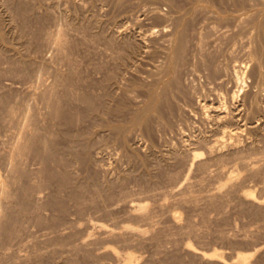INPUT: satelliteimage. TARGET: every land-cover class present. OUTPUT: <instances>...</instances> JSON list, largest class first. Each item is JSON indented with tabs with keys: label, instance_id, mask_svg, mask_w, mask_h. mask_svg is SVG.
<instances>
[{
	"label": "rangeland",
	"instance_id": "rangeland-1",
	"mask_svg": "<svg viewBox=\"0 0 264 264\" xmlns=\"http://www.w3.org/2000/svg\"><path fill=\"white\" fill-rule=\"evenodd\" d=\"M259 18L264 0H0V173L5 181L13 176L14 189L7 200L0 192V223L9 228L0 235V264H120L108 247L131 251L134 264H264ZM58 31L62 50L53 41ZM177 42L187 47L179 66L171 55ZM17 67L32 72L20 75ZM238 73L247 76L236 84ZM44 91L53 96L48 102ZM244 99L255 102L246 101L247 107ZM23 105L32 113L31 135L45 136L57 151L53 159L40 145L25 155L24 177L6 164ZM13 107H20L15 118ZM195 152L204 154L193 163ZM230 172L239 173L237 182L217 191ZM135 200L148 202L149 219L133 211ZM101 223L150 232L114 237L98 230ZM198 250H216L220 260L202 258ZM242 253L253 255L243 259Z\"/></svg>",
	"mask_w": 264,
	"mask_h": 264
},
{
	"label": "bare ground",
	"instance_id": "bare-ground-1",
	"mask_svg": "<svg viewBox=\"0 0 264 264\" xmlns=\"http://www.w3.org/2000/svg\"><path fill=\"white\" fill-rule=\"evenodd\" d=\"M172 1V0H171ZM221 3V2H220ZM260 7V6H259ZM24 9V8H23ZM22 9V10H23ZM160 14V13H159ZM163 14V13H162ZM252 14V13H251ZM194 16V15H193ZM261 16H262V14H261ZM259 17H260V15H259ZM260 18H262V17H260ZM259 18V19H260ZM258 19V20H259ZM260 20H262V19H260ZM258 23V22H257ZM259 27H260V21H259ZM262 27L264 26V19L262 20ZM24 25V24H23ZM26 25V24H25ZM245 26V25H244ZM258 26V25H257ZM27 27V26H26ZM261 27V29L262 30H264V28H262ZM152 29V28H151ZM199 29V28H198ZM197 29V30H198ZM2 31V30H1ZM142 31V30H141ZM248 31V30H247ZM208 32V31H207ZM263 32V31H262ZM142 33V32H141ZM230 33V32H229ZM250 33V32H249ZM63 33H62V31H58L57 32V34L55 35V36H53V41H54V43H55V45H57V48L59 49V50H62L63 49V47H64V42H63V38H62V35ZM159 34V33H158ZM187 34V33H186ZM233 35V34H232ZM230 36V35H229ZM263 36H264V33H263ZM1 37V36H0ZM236 37V36H235ZM245 37V36H244ZM44 38V37H43ZM46 38V37H45ZM118 38V37H117ZM204 38V37H203ZM227 38V37H226ZM66 39V38H65ZM205 39V38H204ZM235 39V38H234ZM247 39V38H246ZM48 40V39H47ZM50 40H51V37H50ZM171 41H172V39H171ZM180 41V40H179ZM206 41H208V40H206ZM45 42V41H44ZM52 42V41H51ZM116 42V41H115ZM249 42H250V40H249ZM177 43H179V42H177ZM203 43V42H202ZM213 43V42H212ZM211 43V44H212ZM126 44V43H125ZM181 44V45H180ZM208 44V43H207ZM246 44V43H245ZM53 45V44H52ZM186 45V44H185ZM228 45V44H227ZM32 46V45H31ZM212 46V45H211ZM33 47V46H32ZM209 47V46H208ZM187 48V47H186ZM186 48H185V46L180 42L179 43V45H178V47L176 48V50L173 52V53H171V55H172V59H173V62L176 64V65H178L179 66V64H178V62L179 61H181V60H184V58H185V56H186ZM233 48V47H232ZM65 49V48H64ZM118 49V48H117ZM148 49V48H147ZM253 49V48H252ZM57 50V49H56ZM169 50V49H168ZM215 50V49H214ZM220 50V49H219ZM245 50V49H244ZM254 50V49H253ZM69 51V50H68ZM123 52V51H122ZM209 52V51H208ZM121 53V52H120ZM214 53V52H213ZM254 53V52H253ZM204 54V53H203ZM251 54V53H250ZM258 54V53H257ZM69 55V54H68ZM206 55V54H205ZM240 55H242V54H240ZM254 55V54H253ZM256 56L257 55H255L254 57L256 58ZM55 57V56H54ZM192 57V56H191ZM202 57V56H201ZM253 57V58H254ZM258 57H259V55H258ZM257 57V58H258ZM16 58V57H15ZM246 58V57H245ZM260 58V57H259ZM4 59V58H3ZM205 59V58H204ZM215 59V58H214ZM251 59V58H250ZM261 59V58H260ZM259 59V60H260ZM224 60V59H223ZM254 60V59H253ZM259 60H258V63H259ZM262 60V59H261ZM17 61V60H16ZM210 61V60H209ZM236 61V60H235ZM246 61V60H245ZM166 62V61H165ZM182 62V61H181ZM185 62V61H184ZM242 62V61H241ZM254 62V61H253ZM252 62V63H253ZM261 62H264V59L261 61ZM3 63H4V61H3ZM23 63V62H22ZM174 63H172V65L171 66H173V64ZM187 63V62H186ZM236 63V62H235ZM24 64H26V63H24ZM23 64V65H24ZM28 64H31V62H29V63H27V66L25 65V67H28V68H30V65L28 66ZM165 64V63H164ZM228 64V63H227ZM239 64V63H238ZM241 64V63H240ZM181 65V64H180ZM220 65V64H219ZM223 65V64H222ZM242 65V64H241ZM255 65V64H254ZM261 65V64H260ZM5 66V65H4ZM7 66V65H6ZM14 66V65H13ZM32 66V65H31ZM43 66V65H42ZM70 66V65H69ZM178 66H176V67H178ZM212 66V65H211ZM210 66V67H211ZM230 66V65H229ZM256 66V65H255ZM254 66V67H255ZM24 67V66H23ZM23 67H21V68H23ZM165 67V66H164ZM218 67V66H217ZM257 67V66H256ZM6 68V67H5ZM13 68H15V67H13ZM18 69H19V67H17ZM32 68H33V66H32ZM224 68H225V66H224ZM236 68V67H235ZM239 68V67H238ZM238 68H236V69H238ZM241 68V67H240ZM257 68H259V65H258V67ZM18 69H16L15 71L17 72V70ZM48 69V68H47ZM181 69V68H180ZM204 69V68H203ZM207 69H208V67H207ZM256 69V68H255ZM260 70H261V67L259 68ZM4 70V69H3ZM2 70V71H3ZM10 70V69H9ZM22 70H24V71H26L27 72V70L26 69H22ZM21 69H19L18 71H19V73H20V75H22V74H24L25 72H21L22 71ZM179 70V69H178ZM187 70V69H186ZM242 70V69H241ZM262 70H264V68L262 69ZM261 70V71H262ZM14 71V72H15ZM33 71H34V69H33ZM46 71V70H45ZM99 71V70H98ZM220 71H221V69H220ZM225 71V70H224ZM228 71V70H227ZM255 71H258V70H255ZM13 72V71H12ZM13 72V73H14ZM29 72L31 73L32 71H31V69H29ZM29 72H27V73H29ZM36 72V71H35ZM59 72V71H58ZM260 71H258L257 73H259ZM264 72V71H263ZM2 73V72H1ZM22 73V74H21ZM163 73V72H162ZM213 73H214V71H213ZM218 73V72H217ZM241 73H243L242 71H241ZM245 73V72H244ZM252 73V72H251ZM254 73V72H253ZM16 74V73H15ZM14 74V75H15ZM38 74V73H37ZM261 74H262V72H261ZM260 74V75H261ZM16 75H18V74H16ZM25 75H26V73H25ZM29 75V74H28ZM33 75V74H32ZM59 75V74H58ZM215 75V74H214ZM219 75V74H218ZM229 75V74H228ZM244 75V74H243ZM263 75V74H262ZM30 76V75H29ZM28 76V77H29ZM41 76V75H40ZM177 76V75H176ZM181 76V75H180ZM247 76V75H246ZM246 76H245V78H246ZM252 76V75H251ZM57 77V76H56ZM55 77V78H56ZM59 77V76H58ZM14 78V77H13ZM26 78H27V76H26ZM32 78V77H31ZM245 78H243V76H242V74H236V84H239L240 83V80L241 81H243V79H245ZM248 78H250V77H248ZM259 78V77H258ZM211 79V78H210ZM228 79V78H227ZM235 79V78H234ZM38 80V79H37ZM55 80H57V79H55ZM181 80V79H180ZM218 80V79H217ZM259 80V79H258ZM19 81V80H18ZM60 81H61V79H60ZM151 81V80H150ZM210 81V80H209ZM248 81V80H247ZM159 82V81H158ZM213 82V81H212ZM246 82V81H245ZM223 83V82H222ZM13 84V83H12ZM50 84V83H49ZM54 84V83H53ZM56 84V83H55ZM171 84H172V82H171ZM178 84V83H177ZM234 84V83H233ZM242 84V83H241ZM31 85V84H30ZM47 85H48V83H47ZM182 85V84H181ZM217 85V84H216ZM63 86V85H62ZM222 86V85H221ZM239 86V85H238ZM79 87V86H78ZM172 87H173V85H172ZM177 87V86H176ZM262 87V86H261ZM61 88V87H60ZM71 88V87H70ZM181 88V87H180ZM227 88V87H226ZM240 88H241V86H240ZM246 88V87H245ZM162 89V88H161ZM224 89V88H223ZM238 89V88H237ZM150 90V89H149ZM164 90V89H163ZM178 90V89H177ZM16 91V90H15ZM47 91V90H46ZM79 91V90H78ZM157 91H159L158 93L159 94H162L161 92H160V90L159 89H157ZM182 91H183V89H182ZM224 91V90H223ZM235 91V90H234ZM240 91V90H239ZM25 92V91H24ZM37 92V91H36ZM48 92H51L50 90L48 91ZM169 92V91H168ZM195 92V91H194ZM236 92V91H235ZM243 92V91H242ZM52 93V92H51ZM59 93V92H58ZM172 93H175V90H174V92H172ZM181 93V92H180ZM179 93V94H180ZM193 93V92H192ZM234 93V92H233ZM259 93V92H258ZM12 94H13V92H12ZM12 94H11V96H12ZM31 94H32V92H31ZM44 98L47 100V102L49 101V100H51L52 99V94H50V93H48L49 94V96H48V94H47V92H45L44 91ZM158 94V95H159ZM167 94V93H166ZM182 94V93H181ZM221 94H225V93H221ZM232 94V93H231ZM236 94V93H235ZM256 95H258L257 93H255ZM19 95V94H18ZM27 95V94H26ZM25 95V96H26ZM30 95V94H29ZM56 95V94H55ZM65 95V94H64ZM83 95V94H82ZM95 95V94H94ZM107 95V94H106ZM157 95V96H158ZM190 95V94H189ZM220 95V94H219ZM239 95V94H238ZM255 95V96H256ZM259 95H261V94H259ZM259 95H258V97H259ZM6 96V95H5ZM23 96V95H22ZM50 96H52L51 97V99H50ZM69 96V95H68ZM86 96V95H85ZM180 96V95H179ZM224 96V95H223ZM230 96V95H229ZM233 96H235V95H233ZM254 96V95H253ZM254 96V97H255ZM49 97V98H48ZM125 97V96H124ZM136 97V96H135ZM162 97V96H161ZM254 97L252 98V99H254ZM257 97V96H256ZM14 98V97H13ZM21 98V97H20ZM74 98V97H73ZM164 98V97H163ZM162 98V99H163ZM169 98V97H168ZM194 98V97H193ZM222 98V97H221ZM91 99V98H90ZM156 99V97L154 98V100ZM3 100H5V99H3ZM24 100V99H23ZM27 100V99H26ZM86 100H88V99H86ZM85 100V101H86ZM125 100V99H124ZM235 100V99H234ZM245 100V99H244ZM258 100V99H257ZM42 101V100H41ZM161 101V100H160ZM164 101V100H163ZM200 101V100H199ZM247 100H245V105H246V103L248 102V103H254L255 101L253 100L252 102H250V101H247ZM29 102H30V100H29ZM68 102V101H67ZM87 102V101H86ZM225 102V101H224ZM260 102V101H259ZM28 103V102H27ZM46 103V102H45ZM50 103L52 104V102L50 101ZM50 103H48V105H50ZM79 103V102H78ZM87 103H89V101L87 102ZM90 103H91V100H90ZM95 103V102H94ZM152 103V102H151ZM173 103V102H172ZM226 103V102H225ZM3 104V103H2ZM20 104V103H19ZM206 104V103H205ZM251 104V112H252V110H253V108H254V106ZM94 105V104H93ZM92 105V106H93ZM102 105V104H101ZM104 105V104H103ZM221 105V104H220ZM257 105V104H256ZM260 105V104H259ZM258 105V106H259ZM7 106V105H6ZM27 106H29V105H26V107ZM53 106V105H52ZM55 106V105H54ZM54 106H53V108H54ZM90 106H91V104H90ZM169 106H170V104H169ZM204 106V105H203ZM206 106V105H205ZM235 106L237 107V105L235 104ZM240 106V105H239ZM242 106V105H241ZM247 107H249L248 105H246ZM245 106V107H246ZM257 106V107H258ZM261 106V105H260ZM17 107V106H16ZM22 107H23V109H22ZM21 107V109L22 110H24V109H26V108H24L25 106L23 105ZM50 107V106H49ZM95 107V106H94ZM94 107H92L93 109H94ZM212 107V106H211ZM216 107V106H215ZM235 107V108H236ZM244 107V105L241 107V109ZM20 108V107H19ZM19 108H17V109H15L14 107L13 108H11V110L9 109V111H10V114H11V116H13L14 118L17 116V113L19 112ZM45 108V107H44ZM146 108H149V107H146ZM170 108V107H169ZM209 108V107H208ZM224 108V107H223ZM231 108V107H230ZM5 109V108H4ZM49 109V108H48ZM55 109H59V106L57 107V105L55 106ZM173 109V108H172ZM194 109V108H193ZM237 109V108H236ZM241 109H238V111L240 112V110ZM246 109V108H245ZM244 109V110H245ZM263 109V108H262ZM16 110H18V111H16ZM27 111L24 113V115H23V118L20 120V124H21V128L19 129V132L16 134V136H15V139H14V142H13V144H12V147H11V151L9 152V154L6 156V159H7V161H6V164L8 165V170L10 171V172H13V171H15V172H18V171H16V170H21V175L23 176L24 174H26V172H25V170L23 169L22 170V168L21 167H19V166H21V160H23V157L25 156V155H27L28 153H35L37 150H38V146H45L46 148H48L47 150H48V156L49 157H53V159L55 158V155H57L56 153H57V151H55V149L53 148V147H51V145L52 144H50V146H49V144H48V140L45 138V136H43V135H39V136H33V134L31 135V133H30V119H32L31 118V112H30V107L29 108H27L26 109ZM46 110V109H45ZM50 110V109H49ZM57 110H56V113H59V111L57 112ZM124 110V109H123ZM157 110V109H156ZM219 110V109H218ZM243 110V109H242ZM243 110V112H245ZM248 110H249V108H248ZM255 110H257V108L255 109ZM2 111V110H1ZM25 111V110H24ZM23 111V112H24ZM54 111V110H53ZM95 110H93V112H94ZM116 111H117V109H116ZM148 111H150V109L148 110V109H146L145 111H143V116L142 117H145V118H143V120H145V123H148L149 122V118H147L146 119V114L148 113ZM164 111V110H163ZM235 111H237V110H235ZM234 111V112H235ZM237 111V112H238ZM254 111V110H253ZM42 112V111H41ZM68 112V111H67ZM162 111H160V113H161ZM218 112V111H217ZM221 112V111H220ZM236 112V113H237ZM248 112V111H247ZM246 112V113H247ZM255 112V111H254ZM254 112H253V114H254ZM259 112V111H258ZM261 112V111H260ZM94 113H97V111L96 112H94ZM99 113V112H98ZM111 113V112H110ZM194 113V112H193ZM208 113V112H207ZM206 113V114H207ZM229 113V112H228ZM248 113H250V112H248ZM248 113L246 114L247 116H246V118L248 117V119L250 118V116H248ZM101 114V113H100ZM142 114V113H141ZM154 114V113H153ZM162 114V113H161ZM168 114H169V112H168ZM197 114V113H196ZM200 114V113H199ZM243 115H244V113H242ZM39 115V114H38ZM45 115V114H44ZM50 115H51V113H50ZM58 115V114H57ZM164 115V114H163ZM221 115V114H220ZM230 115V114H229ZM250 115H251V113H250ZM2 116V115H1ZM33 116V115H32ZM100 116V115H99ZM118 116V115H117ZM207 116V115H206ZM206 116H205V118H206ZM217 116V115H216ZM225 116V115H224ZM233 116V119L235 118L234 117V115H232ZM238 116H240V118H242L243 119V116L242 115H238ZM242 116V117H241ZM10 117V116H9ZM73 117V116H72ZM155 117V116H154ZM188 117V116H187ZM219 117V116H218ZM8 118V117H7ZM42 118V117H41ZM239 118V117H238ZM6 119V118H5ZM78 119H79V117H78ZM108 119V118H107ZM137 119V118H136ZM237 118H235V120H236ZM244 119H245V116H244ZM62 120V119H61ZM129 120V119H128ZM142 120V121H143ZM153 120V119H152ZM162 120V119H161ZM235 120H233V121H235ZM238 120V119H237ZM236 120V121H237ZM241 120V119H240ZM240 120H238V121H240ZM250 120V119H249ZM253 120V119H252ZM220 121V120H219ZM231 121H232V119H231ZM6 122V121H5ZM53 122V121H52ZM252 122V121H251ZM17 123V122H16ZM135 124H136V122H135ZM218 124V123H217ZM236 124V123H235ZM243 124V123H242ZM4 125V124H3ZM144 125V124H143ZM147 125V124H146ZM1 126V125H0ZM50 126V125H49ZM147 126H149V125H147ZM171 126V125H170ZM218 126V125H217ZM261 126V125H260ZM46 127V126H45ZM121 127V126H120ZM221 127V126H220ZM224 127V126H223ZM233 127V126H232ZM234 127H236V126H234ZM35 128V127H34ZM47 128V127H46ZM122 129V128H121ZM239 129V128H238ZM200 131V130H199ZM230 131V130H229ZM243 131V130H242ZM39 132V131H38ZM55 132V131H54ZM126 132V131H125ZM148 132V131H147ZM238 132V131H237ZM89 133V132H88ZM114 133V132H113ZM123 133V132H122ZM247 133V132H246ZM150 134V133H149ZM148 134V135H149ZM202 134V133H201ZM219 134V133H218ZM38 135V134H37ZM49 135V134H48ZM84 135V134H83ZM231 135V134H230ZM2 136V135H1ZM85 136V135H84ZM92 136V135H91ZM194 136V135H193ZM192 136V137H193ZM200 136V135H199ZM222 136V135H221ZM57 137H58V135H57ZM239 137V136H238ZM261 137V136H260ZM4 138V137H3ZM213 138H214V136H213ZM242 138V137H241ZM8 139V138H7ZM6 139V140H7ZM201 139V138H200ZM204 139V138H203ZM219 139V138H218ZM221 139V138H220ZM190 140V139H189ZM196 140V139H195ZM205 140V139H204ZM203 140V141H204ZM211 140V139H210ZM11 141V140H10ZM198 141H200V140H198ZM202 141V142H203ZM86 142V141H85ZM54 143V142H53ZM205 143V142H204ZM59 144V143H58ZM185 144V143H184ZM211 144V143H210ZM237 144V143H236ZM199 145V144H198ZM225 145V144H224ZM53 146H55V145H53ZM80 146V145H79ZM84 146H86V145H84ZM81 147V146H80ZM192 147V146H191ZM7 148V147H6ZM197 148V147H196ZM75 149V148H74ZM88 149V148H87ZM203 149V148H202ZM206 149V148H205ZM211 149V148H210ZM217 149V148H216ZM8 150V149H7ZM1 151V150H0ZM177 151V150H176ZM195 151V150H194ZM193 151V152H194ZM2 152V151H1ZM83 152V151H82ZM224 152V151H223ZM244 153V152H243ZM204 153L203 152H195V154L193 155L194 157H193V163H195V161H197L196 159L197 158H199V157H201L202 155H203ZM214 154V153H213ZM78 155V154H77ZM2 156V155H1ZM76 156V155H75ZM181 155H179V157H180ZM235 156V155H234ZM188 157V156H187ZM245 157V156H244ZM250 157V156H249ZM5 158V157H4ZM63 158V157H62ZM73 158V157H72ZM77 158V157H76ZM211 158V157H210ZM239 158V157H238ZM260 158V157H259ZM259 158H257V159H259ZM263 158H264V156H263ZM178 159V158H177ZM176 159V160H177ZM231 159V158H230ZM256 159V160H257ZM1 160V159H0ZM73 160V159H72ZM207 160V159H206ZM236 160V159H235ZM240 160V159H239ZM260 160V159H259ZM51 161V160H50ZM75 161V160H74ZM228 161V160H227ZM260 161H264V159H261ZM3 162V161H2ZM247 162V161H246ZM54 163V162H53ZM52 163V164H53ZM200 163V162H199ZM242 163H244V162H242ZM251 163V162H250ZM82 164V163H81ZM85 164V163H84ZM208 164V163H207ZM209 165V164H208ZM243 165V164H242ZM245 165H246V167H248V170L249 171H255V168H256V166L254 167V164H248V162L247 163H245ZM51 166V165H50ZM86 166V165H85ZM190 167V166H189ZM6 168V167H5ZM21 168V169H20ZM24 168V167H23ZM206 168V167H205ZM250 168V169H249ZM263 168V167H262ZM261 168V169H262ZM48 169V168H47ZM162 169V168H161ZM199 169V168H198ZM204 169V168H203ZM247 169V168H246ZM33 170V169H32ZM68 170V169H67ZM257 170H258V168H257ZM55 172V171H54ZM69 172V171H68ZM234 172V171H233ZM251 173V172H250ZM249 173V174H250ZM7 174V173H6ZM29 173L27 172V175H28ZM51 174V173H50ZM66 174V173H65ZM64 174V175H65ZM230 174H231V172H230ZM239 174V173H238ZM238 174L236 175V172H235V174L233 173V174H231L230 176H229V180L228 181H226L225 183H223V184H221L220 186H219V188H218V190L217 191H219L220 190V192H221V189L223 190V188H225V187H227V185H231V184H234L235 183V181L236 180H238L237 179V176H238ZM20 175V174H19ZM20 175V176H21ZM30 175V174H29ZM53 175V174H52ZM63 175V174H62ZM14 176H16V175H14ZM26 176V175H25ZM31 176V175H30ZM57 176V175H56ZM24 177V176H23ZM22 177V178H23ZM57 177H59V176H57ZM145 177V176H144ZM240 177V176H239ZM2 178V174L0 173V192L4 195V197L3 198H5L6 200L9 198V197H11V196H13L12 194H13V191H14V189H13V191H12V180L11 179H13V176L11 177V179H9L8 181H5V180H2L1 179ZM21 178V177H20ZM61 178V177H60ZM169 178V177H168ZM183 178V177H182ZM41 179V178H40ZM62 179V178H61ZM60 179V180H61ZM68 179V178H67ZM136 179V178H135ZM138 179V178H137ZM189 179V178H188ZM15 180V179H14ZM66 180V179H65ZM64 180V181H65ZM16 181V180H15ZM14 181V182H15ZM57 181V180H56ZM71 181V180H70ZM88 181V180H87ZM17 182V181H16ZM21 182V181H20ZM31 182V181H30ZM29 182V183H30ZM69 182V181H68ZM187 182V181H186ZM234 182V183H233ZM237 182V181H236ZM37 183V182H36ZM62 183V182H61ZM18 184H21V183H18ZM80 185V184H79ZM22 186V185H21ZM233 186V185H232ZM19 187H20V185H19ZM31 187V186H30ZM63 187V186H62ZM66 187V186H65ZM80 187V186H79ZM235 187V186H234ZM18 188V187H17ZM33 188V187H32ZM24 189V188H23ZM25 189H27V188H25ZM217 189V188H216ZM226 189V188H225ZM18 190V189H17ZM34 190V189H33ZM81 190V189H80ZM25 191V190H24ZM23 191V192H24ZM59 191V190H58ZM84 191V190H83ZM20 192V191H19ZM29 192V191H28ZM230 192V191H229ZM252 192V191H251ZM254 192V191H253ZM15 194H16V192H14ZM26 193H27V191H26ZM217 193V192H216ZM215 193V194H216ZM1 194V195H2ZM22 195L21 196H24V193H21ZM214 194V195H215ZM225 194V193H224ZM254 194H255V192H254ZM26 195V194H25ZM28 195V194H27ZM221 195V194H220ZM246 195H248V194H246ZM246 195H243L244 197L246 196ZM16 196H18L17 194H16ZM21 196H19V197H21ZM252 196H253V193H252ZM117 197V196H116ZM126 197V196H125ZM128 197V196H127ZM188 197H189V195H188ZM240 197V196H239ZM247 197V196H246ZM245 197V198H246ZM248 197H250L249 195H248ZM15 198V197H14ZM264 198V197H263ZM19 199V198H18ZM23 199V198H22ZM27 199H29V197H27ZM26 199V200H27ZM60 199V198H59ZM249 199V198H248ZM252 199H254V198H252ZM20 200V199H19ZM25 200V199H24ZM24 200H22V202L24 201ZM76 200V199H75ZM184 200V199H183ZM186 200V199H185ZM184 200V201H185ZM190 200V199H189ZM260 200V199H259ZM29 201V200H28ZM40 201V200H39ZM57 201V200H56ZM101 201V200H100ZM134 201V200H133ZM139 201H141V200H139ZM139 201H136L135 200V202H139ZM183 201V202H184ZM188 201V200H187ZM194 201V200H193ZM257 201V200H256ZM21 202V201H20ZM21 202V203H22ZM24 202H26V201H24ZM60 202V201H59ZM63 202V201H62ZM85 202V201H84ZM128 202V201H127ZM164 202V201H163ZM255 202V201H254ZM258 202V201H257ZM1 203V202H0ZM37 203V202H36ZM89 203V202H88ZM91 203V202H90ZM129 203V202H128ZM250 203V202H249ZM80 204V203H79ZM119 204V203H118ZM129 204H131V203H129ZM134 204V203H133ZM259 204H261V203H259ZM262 204H264V200H263V203ZM39 205V204H38ZM56 205V204H55ZM153 205V204H152ZM15 206V205H14ZM34 206V205H33ZM32 206V207H33ZM120 206V205H119ZM130 206V205H129ZM133 206V207H132ZM131 207H132V209H133V211H136V213L139 215V216H142L143 218H146V220L147 219H149L150 218V216L151 215H149V217H147V215L148 214H150V213H148V209H150L151 210V208H149L148 206H150V205H148V202H139V203H137V204H135V205H132ZM163 206V205H162ZM262 206V205H261ZM264 206V205H263ZM22 207V206H21ZM51 207V206H50ZM156 207V206H155ZM25 208V207H24ZM37 208V207H36ZM164 208V207H163ZM259 208V207H258ZM26 209V208H25ZM159 209V208H158ZM28 210V209H27ZM150 210H149V212H150ZM25 211V210H24ZM103 211H105V210H103ZM132 211V210H131ZM55 212V211H54ZM17 213V212H16ZM25 213V212H24ZM31 213V212H30ZM127 213V212H126ZM131 213V212H130ZM253 213V212H252ZM260 213V212H259ZM27 214V213H26ZM104 214V213H103ZM154 214V213H153ZM2 215L0 214V217H1ZM5 216H6V214H5ZM4 216V217H5ZM11 216V215H10ZM57 216V215H56ZM138 216V217H139ZM257 216V215H256ZM3 217V216H2ZM21 217V216H20ZM122 217V216H121ZM164 217H166V216H164ZM7 218V217H6ZM108 218V217H107ZM110 218V217H109ZM142 218V219H143ZM8 219H11V218H9V216H8ZM116 219V218H115ZM12 220V219H11ZM11 220H10V222H11ZM145 220V221H146ZM151 220V219H150ZM150 220H148V221H150ZM154 220V219H153ZM1 221V220H0ZM101 221V220H100ZM110 221V220H109ZM9 222V221H8ZM111 222V221H110ZM154 222V221H153ZM42 223V222H41ZM62 223V222H61ZM173 223V222H172ZM176 223V222H175ZM10 224V223H9ZM71 224V223H70ZM105 224V223H104ZM104 224H99V225H96V227L98 228V230L99 231H106L107 233H108V235L109 234H111V236H113L114 235V237H115V235H116V237L118 236V235H121V236H123L124 234H126V235H128V236H136V237H145V235L147 234V233H149L150 231H149V229H147V228H140V227H135V226H132V225H128V227H126V228H124L123 230L124 231H117V230H114V229H110V228H108L109 226H106V225H104ZM132 224V223H131ZM136 224V223H135ZM146 224V223H145ZM13 225V224H12ZM39 225V224H38ZM58 225V224H57ZM109 225V224H108ZM112 225V224H111ZM149 225V224H148ZM154 225V224H153ZM263 225V224H262ZM68 226V225H67ZM125 226V225H124ZM142 226V225H141ZM145 226V225H144ZM152 226V225H151ZM10 227V226H9ZM85 227V226H84ZM112 228H113V226H111ZM120 227V226H119ZM153 227V226H152ZM181 227V226H180ZM23 228V227H22ZM116 228V227H115ZM155 228V227H154ZM9 228H8V224H7V222H3V223H0V235H2V233L3 232H7V230H8ZM151 229V228H150ZM156 229V228H155ZM56 230V229H55ZM120 230V229H119ZM9 231V230H8ZM34 231V230H33ZM75 231V230H74ZM149 231V232H148ZM53 232V231H52ZM257 232V231H256ZM262 232V231H261ZM64 233H65V231H64ZM264 233V232H263ZM13 234V233H12ZM57 234V233H56ZM103 234V233H102ZM5 235V234H4ZM90 235V234H89ZM105 235V234H104ZM49 236V235H48ZM77 236V235H76ZM106 236V235H105ZM148 236V235H147ZM135 237V238H136ZM19 238V237H18ZM47 238V237H46ZM57 238H59V237H57ZM88 238V237H87ZM86 238V239H87ZM97 238V237H96ZM134 238V237H133ZM5 239V238H4ZM52 240H54L53 238H51ZM93 239V238H92ZM115 239V238H114ZM143 239V238H142ZM70 240V239H69ZM83 240V239H82ZM116 240V239H115ZM120 240V239H119ZM145 240V239H144ZM78 241V240H77ZM89 240H87V242H88ZM91 241V240H90ZM118 241V240H117ZM140 241H141V239H140ZM59 242V241H58ZM57 242V243H58ZM79 242V241H78ZM85 242H86V240H85ZM124 242V241H123ZM126 242V241H125ZM35 243V242H34ZM62 243V242H61ZM127 243V242H126ZM65 244V243H64ZM89 244V243H88ZM125 244V243H124ZM129 244V243H128ZM264 244V243H263ZM60 245V244H59ZM75 245V244H74ZM82 245H83V243H82ZM84 245H86V244H84ZM83 245V246H84ZM67 246V245H66ZM70 246V245H69ZM97 246V245H96ZM44 247V246H43ZM53 247V246H52ZM68 247V246H67ZM98 247V246H97ZM86 248V247H85ZM3 249V248H2ZM10 249V248H9ZM50 249V248H49ZM83 249V248H82ZM81 249V250H82ZM119 249V248H118ZM117 248H114V247H112V248H110V247H108V248H105V252L107 253V254H109V255H111L112 257H115L116 258V260L121 264H134L135 263V261L137 262V260H136V255L134 254V253H132L131 251L130 252H126L125 254H121V251H119ZM51 250V249H50ZM122 250V249H121ZM126 250V249H125ZM256 250V249H255ZM259 250V249H258ZM11 251V250H10ZM56 251V250H55ZM78 251H79V249H78ZM89 251V250H88ZM98 251V250H97ZM101 251V250H100ZM199 252V254L198 255H201V257L203 258H214V259H218V260H220V257H221V254L218 252V251H214V253H212V254H207L206 252H201L200 250H198ZM37 252V251H36ZM42 253V252H41ZM103 253V252H102ZM17 254V253H16ZM19 255V254H18ZM79 255V254H78ZM84 255V254H83ZM88 255V254H87ZM101 255V254H100ZM141 255V254H140ZM239 255V254H238ZM253 255V253H248V254H244V253H242L241 255H240V257L241 258H243V259H246V258H248V257H250V256H252ZM1 256V255H0ZM104 256V255H103ZM136 256V257H135ZM24 257V256H23ZM26 257H27V255H26ZM41 257V256H40ZM95 257H97V256H95ZM94 257V258H95ZM100 257V256H99ZM28 258H30V257H28ZM92 258V257H91ZM104 258H106V257H104ZM110 258V257H109ZM114 258V259H115ZM140 259V258H139ZM138 259V260H139ZM226 259V258H225ZM24 260V259H23ZM70 260V259H69ZM91 260V259H90ZM115 260V261H116ZM3 261V260H2ZM34 261V260H33ZM80 261V260H79ZM28 262V261H27ZM30 262V261H29ZM1 263V262H0ZM99 263V262H98ZM117 263V262H116ZM219 263V262H218ZM217 263V264H218ZM223 263V262H222ZM8 264V263H7ZM28 264V263H27ZM37 264V263H36ZM82 264V263H81ZM96 264V263H95ZM100 264V263H99ZM209 264V263H208ZM210 264H212V263H210ZM221 264V263H220ZM224 264V263H223ZM226 264V263H225ZM257 264V263H256Z\"/></svg>",
	"mask_w": 264,
	"mask_h": 264
}]
</instances>
